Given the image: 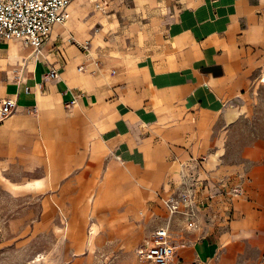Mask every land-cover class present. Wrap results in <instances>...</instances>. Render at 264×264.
<instances>
[{"label":"crops","instance_id":"0c3cea01","mask_svg":"<svg viewBox=\"0 0 264 264\" xmlns=\"http://www.w3.org/2000/svg\"><path fill=\"white\" fill-rule=\"evenodd\" d=\"M72 1L37 53L18 40L0 45V100L16 103L0 122V190L37 202L7 230L53 235L66 218L82 236L74 248L90 250L83 236L103 233L108 212L141 202L124 187L145 188L147 203L200 180L214 194L200 212L210 225L177 245L174 264H264V135L229 160L224 144L264 93V0H104L128 18L118 20V56L99 71L58 49L62 65L49 64L56 37L74 28ZM50 70L57 79L46 80ZM219 181L243 194L229 205ZM92 210L102 212L94 226Z\"/></svg>","mask_w":264,"mask_h":264},{"label":"rangeland","instance_id":"374dc122","mask_svg":"<svg viewBox=\"0 0 264 264\" xmlns=\"http://www.w3.org/2000/svg\"><path fill=\"white\" fill-rule=\"evenodd\" d=\"M71 3L76 11V15L71 16L75 19L74 28L56 37L54 48L48 51L51 60L49 64L62 65L56 55L58 49L65 54L69 62L75 57L83 56L89 60L90 69L99 71L104 61L113 60L118 56L120 42L116 36L118 31L122 30L118 20L128 17L121 15L122 11L117 4H112L106 11L99 9L89 0H73ZM121 23L124 25L123 21ZM24 50L29 51L25 47ZM85 63L81 62L77 67L87 69ZM258 96L260 103L255 114L238 122L232 128L230 137L224 140V144L231 149V152L225 155L228 160L244 141L250 142L254 136L264 135V93L258 91ZM247 136L250 139L246 140ZM144 189L135 184L124 187L123 190L128 192L129 198L141 202L131 210L133 204L130 201L117 210L108 212L111 216L109 215L110 218L105 224H98L101 222L98 216L102 212H90L91 226L98 224L103 233L90 236V240L89 236H83L84 240L93 245L92 249L85 251L74 248L76 240L82 236L69 233L71 225L66 218L56 222L58 229L53 235L11 234L7 230L8 223L17 219L19 214H24L28 208L35 210L37 202L32 198H14L0 190V264H121L123 261L137 264L138 247L157 228L167 227L176 244L181 245L196 238L197 233L200 234L210 225L208 217L201 214V211H206L208 207L206 203L200 205L192 217L183 214L174 217L168 215L167 198L173 196L178 199L184 190L182 185H171L167 192L163 188L156 190L154 199L147 203L142 201L143 194L146 193ZM95 215L98 216L95 218Z\"/></svg>","mask_w":264,"mask_h":264},{"label":"built area","instance_id":"2783aa9c","mask_svg":"<svg viewBox=\"0 0 264 264\" xmlns=\"http://www.w3.org/2000/svg\"><path fill=\"white\" fill-rule=\"evenodd\" d=\"M70 1L72 0H0V45L18 40L32 48L34 52H38L48 38L52 26L61 25L66 21L65 8ZM96 6L105 10L108 3L103 0ZM262 11L264 13V8ZM78 70L81 72L82 68ZM57 77L55 70H50L46 74L48 81ZM15 108L14 100H0V122L10 116ZM218 183L222 189L220 195L229 205L232 198H238L243 194L239 185L230 187L228 181ZM180 185L185 191L180 193L179 198L170 196L166 201L167 213L171 217L178 214L192 217L200 205L213 199L214 194H211L212 191L204 181H183ZM201 192L203 197L199 199L197 197ZM176 251L177 244L169 229L159 227L138 247L136 259L138 264H174Z\"/></svg>","mask_w":264,"mask_h":264},{"label":"bare ground","instance_id":"6f19581e","mask_svg":"<svg viewBox=\"0 0 264 264\" xmlns=\"http://www.w3.org/2000/svg\"><path fill=\"white\" fill-rule=\"evenodd\" d=\"M70 11V10H69ZM66 16H67V19H68V17H69V15H68V13H67V7H66ZM66 19V20H67ZM72 19V18H71ZM69 22V21H68Z\"/></svg>","mask_w":264,"mask_h":264}]
</instances>
